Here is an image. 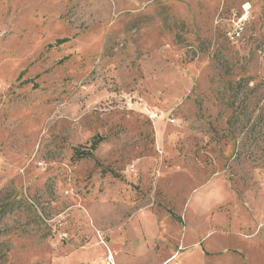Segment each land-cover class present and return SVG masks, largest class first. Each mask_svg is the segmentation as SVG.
<instances>
[{
    "label": "rangeland",
    "instance_id": "rangeland-1",
    "mask_svg": "<svg viewBox=\"0 0 264 264\" xmlns=\"http://www.w3.org/2000/svg\"><path fill=\"white\" fill-rule=\"evenodd\" d=\"M0 264H264V0H0Z\"/></svg>",
    "mask_w": 264,
    "mask_h": 264
},
{
    "label": "trees",
    "instance_id": "trees-1",
    "mask_svg": "<svg viewBox=\"0 0 264 264\" xmlns=\"http://www.w3.org/2000/svg\"><path fill=\"white\" fill-rule=\"evenodd\" d=\"M60 42H64V41H60ZM231 125H232V123H230ZM98 146V143H95L94 145H93V149H96V147ZM92 153L91 152H89V153H81V155H80V157L81 158H85V157H87V156H89V155H91Z\"/></svg>",
    "mask_w": 264,
    "mask_h": 264
}]
</instances>
